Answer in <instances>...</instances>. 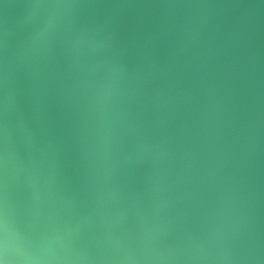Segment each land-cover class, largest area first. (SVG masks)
Here are the masks:
<instances>
[{
    "label": "water",
    "instance_id": "water-1",
    "mask_svg": "<svg viewBox=\"0 0 264 264\" xmlns=\"http://www.w3.org/2000/svg\"><path fill=\"white\" fill-rule=\"evenodd\" d=\"M0 264H264V0H0Z\"/></svg>",
    "mask_w": 264,
    "mask_h": 264
}]
</instances>
